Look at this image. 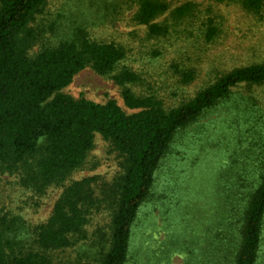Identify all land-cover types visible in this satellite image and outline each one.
<instances>
[{"label": "trees", "instance_id": "1", "mask_svg": "<svg viewBox=\"0 0 264 264\" xmlns=\"http://www.w3.org/2000/svg\"><path fill=\"white\" fill-rule=\"evenodd\" d=\"M224 1V0H216ZM259 14L263 0H226ZM47 0H0V170L17 177L19 186L36 196L61 187L81 169L93 149L95 135L120 156L122 173L111 184L103 183L100 198L96 178L72 181L64 187L45 223L30 238H7L12 225L0 219V264H55V254L91 241L95 264H127L133 226L150 196L161 161L176 134L220 103L231 101L239 131V147L248 151L255 174L248 190H229L222 201V216L208 226L207 246L201 264H264V163L252 152L264 143V108L252 93L240 88L264 86V63L232 69L191 100L166 109L151 94L136 95L131 87L140 75L120 67L125 50L112 42H94L79 32L74 38L28 54L32 35L27 28ZM132 22L144 26L148 38L168 35V19L179 26L195 13L185 3L170 9L165 0H136ZM167 17L165 21H158ZM208 27L206 42L216 36ZM110 79L121 92L126 114L112 100L97 104L74 99L62 92L84 69ZM194 80L193 71L182 82ZM236 96V97H235ZM249 139H254L250 142ZM255 163V164H253ZM233 183L232 185H236ZM107 212V230L90 235L94 217ZM13 224V222H12ZM15 234V233H14ZM29 242L27 243V241ZM19 244V246H18ZM191 257L185 264H191ZM192 262L196 264V258Z\"/></svg>", "mask_w": 264, "mask_h": 264}, {"label": "rangeland", "instance_id": "2", "mask_svg": "<svg viewBox=\"0 0 264 264\" xmlns=\"http://www.w3.org/2000/svg\"><path fill=\"white\" fill-rule=\"evenodd\" d=\"M165 1L170 9L194 4V16L179 26L168 19V35L151 39L144 26L132 22L136 0H47L28 25L33 37L28 54L33 56L79 32L94 42L115 43L126 53L120 67L141 77L131 90L139 96H156L166 109L191 100L232 69L264 63V6L259 14H251L226 0ZM165 20L167 17L158 21ZM208 27L217 32L210 42L203 35ZM188 71H193L194 80L184 84L182 74ZM62 92L97 104L112 100L124 113H132L124 106L119 87L89 68L78 73ZM235 92L252 93L264 105V86ZM231 103H220L176 134L156 171L150 196L137 214L127 264H185L191 253V264H195L193 257L196 264H201L199 257L203 262L204 231L222 216L226 193L248 190V180L255 174L251 162L243 158L248 151L239 147L240 131L234 123L238 119L232 115ZM258 139L264 143V135ZM252 148L255 155L250 160L259 156L263 164L264 148ZM120 162L110 144L95 135L84 166L63 186L51 187L40 197L21 188L16 176L0 170V219L7 218L12 225L7 238L18 235L13 240L26 244L23 238L31 239L35 227L46 222L54 202L72 181L96 178L100 198L102 184H111L121 175ZM107 214L94 217L90 235L97 228L107 230ZM91 241L56 253L54 263L95 264L96 247Z\"/></svg>", "mask_w": 264, "mask_h": 264}]
</instances>
